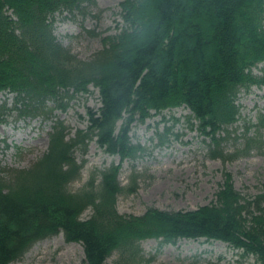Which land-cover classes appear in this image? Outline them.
Masks as SVG:
<instances>
[{
  "label": "trees",
  "instance_id": "obj_1",
  "mask_svg": "<svg viewBox=\"0 0 264 264\" xmlns=\"http://www.w3.org/2000/svg\"><path fill=\"white\" fill-rule=\"evenodd\" d=\"M93 6L95 0H0V92L12 94L0 121L15 114L14 122H51L47 149L31 166L0 168V264L59 234L81 245L84 264H106L114 253L113 264H139L144 240L202 238L264 264V192L242 196L229 174L215 200L194 210L148 208L136 216L116 209L119 196L136 190L134 177L121 186V165L143 152L129 137L131 126L153 114L186 108L210 156L225 159L217 149L238 120V94L264 87V77L252 73L264 62V0H121L116 32L80 60L57 41L54 17L85 15ZM90 87L100 107L87 109L85 128L69 138L54 113ZM92 141L120 163L73 191L82 168L74 153Z\"/></svg>",
  "mask_w": 264,
  "mask_h": 264
},
{
  "label": "rangeland",
  "instance_id": "obj_2",
  "mask_svg": "<svg viewBox=\"0 0 264 264\" xmlns=\"http://www.w3.org/2000/svg\"><path fill=\"white\" fill-rule=\"evenodd\" d=\"M121 0H95V6L85 15L70 16L63 12L54 17L57 41L80 60H89L102 49L101 39L116 32L121 24ZM93 31L94 33H89ZM252 73L264 77V62ZM238 120L228 127V136L218 151L225 156L212 158L209 141L204 139L194 121L188 122L190 112L184 108L165 110L152 115L143 124L134 123L129 137L143 152L134 161L122 163L118 179L127 187L135 179V192L122 194L116 209L123 215H142L148 208L163 211L194 210L210 204L223 183L225 174L232 179L234 189L246 198L264 192V87L240 91L237 97ZM12 107V94L0 92V119L5 108ZM100 107L98 92L89 88L86 95H74L65 112L56 117L69 128V138L86 126L87 109ZM0 121V168L26 169L47 149L51 122L41 120ZM191 123L192 126L189 124ZM221 136H224L222 133ZM249 145L246 151L245 147ZM82 166L79 179L70 188H81L93 174L118 165V156H111L92 141L84 152L74 153ZM89 211L84 213L88 216ZM139 264H257L251 256L243 255L221 241L180 240L175 245L149 239L140 243ZM117 259L114 253L106 264ZM11 264H84L82 247L66 243L62 234L36 243L18 261Z\"/></svg>",
  "mask_w": 264,
  "mask_h": 264
}]
</instances>
